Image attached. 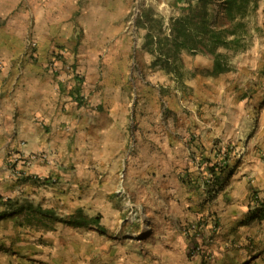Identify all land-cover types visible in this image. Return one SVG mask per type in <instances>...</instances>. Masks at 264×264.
Segmentation results:
<instances>
[{
	"label": "crops",
	"instance_id": "obj_1",
	"mask_svg": "<svg viewBox=\"0 0 264 264\" xmlns=\"http://www.w3.org/2000/svg\"><path fill=\"white\" fill-rule=\"evenodd\" d=\"M116 7L118 0H0V264H54L56 258L43 256V246L35 243L42 233L34 225L44 218L57 224L58 213L67 215L62 223L85 216L92 197L113 192L116 173V185L144 206L149 219L150 240L141 258L131 254L133 263L264 264V84L254 87L253 97L244 96L249 84H241V96L233 84L219 99L202 95L206 87L217 91L216 81L196 80L191 86L197 92L201 87L197 113L146 116V130L140 132L132 127L138 107L120 89L100 99L96 113L73 97L75 91L84 94L83 84L78 89L79 83H64L72 75L45 65L57 42L70 48L78 36L76 68L82 73V59L99 55L98 47L88 52L82 46L95 42L91 26L103 23L100 13ZM29 37L37 43L35 63L27 58ZM255 39L264 55V36ZM206 70L208 77L223 75L214 74L210 63ZM129 142L134 146L127 148ZM222 143L231 151L227 157L218 150ZM35 152L48 153L50 160L26 169L27 176H52L56 184L9 176L11 154ZM213 165L222 171L213 189H203L201 175ZM59 203L66 208L57 212L53 207ZM193 223H202V232L184 235L183 228ZM9 234L18 235L12 246L17 255L8 252Z\"/></svg>",
	"mask_w": 264,
	"mask_h": 264
},
{
	"label": "rangeland",
	"instance_id": "obj_2",
	"mask_svg": "<svg viewBox=\"0 0 264 264\" xmlns=\"http://www.w3.org/2000/svg\"><path fill=\"white\" fill-rule=\"evenodd\" d=\"M118 1L120 9L116 7V9L101 10L104 11L100 13L102 14L100 19L104 20L103 23L91 26V36L95 42L87 40L85 44H82L88 52L93 50L95 46L98 47L99 51L97 58L87 56L82 59L85 63V70L82 73L76 68L79 64L75 51L81 45L78 36L75 44L70 48L57 42L55 44L56 51L50 54L51 58L45 63L51 71L61 67L62 70H66L68 75H72L63 80L64 83L68 81H74L75 84L79 83L78 89L82 84L84 85V94H81L79 90L80 93L75 91V95H73L78 105H88L89 109L99 113L100 111L96 110L99 100L108 96H115L113 92L120 89L121 94L128 99L129 103L132 102L133 107H138L136 109L139 116L138 121L136 125L133 123L132 127L133 130L137 129L141 132L146 130L143 124L146 116L152 117L160 114L170 117L178 112L186 115L197 113L199 108H197V99H199L201 87L198 85L199 90L197 92V89L191 86L196 80L199 82L201 80L203 84L210 81V78L212 82L216 81L218 84L216 93L210 87H206L203 89L202 95L219 99L227 96V91L231 89L233 84L235 87L234 94H239L238 96H241V84H249L244 95L247 97L255 95L254 87L264 84V55L258 51L259 45L255 46L258 43L255 38H263L264 36V0H256L254 8L249 10L247 17L249 38H247L248 42L244 50L232 53L228 64V73L224 72L219 77H208L210 70H206V67L209 63L212 65V60L209 57L188 52L180 53L177 75L167 74L159 67L151 66L153 58L144 48L146 29L143 25L136 24L137 19L142 12L148 13L150 11V21L161 18L164 22L163 25L166 26L170 17L178 16L179 9L183 6L181 0ZM92 17V11H89L87 14L89 23ZM150 23L148 22V24ZM31 43L34 46H31ZM121 49L123 54L119 52ZM36 50L37 43L31 40V37L27 38V58L34 63L38 60ZM66 50H71L69 52L74 55L72 59L67 57ZM57 62H61V65H57ZM66 67H69V71L65 69ZM150 119L149 121H151ZM130 144L131 142L127 143V148L130 147ZM218 150L223 157H227L226 155L230 151L229 146L224 143L218 146ZM193 161L195 162V160ZM223 162L224 158L219 164L224 165ZM200 167H197L198 171H200ZM222 167L218 166V169H222ZM208 169L207 166L206 170ZM206 170L203 169L202 171L205 173ZM115 177L116 182L112 183L113 192L110 195L104 199L92 197L93 199L84 205L88 211V213L82 212L85 215L83 216L84 220H82L85 227L77 228L60 222L67 220V215L61 216L59 213L56 217L59 221L57 224L53 218H51L52 220L44 218L42 223L34 225L36 228L32 229L42 233L33 239H35V243L43 246V256L47 254L46 256L54 260L56 258L54 264H135L130 258L131 254L136 253L139 258L143 256L146 247L145 242L148 241V234L150 233L149 219L145 214L144 206L133 201L125 189L116 185L119 184L120 175L116 173ZM201 177L203 179H201L200 184H203L206 173ZM43 178H45V183L48 182L51 185L57 183L55 177V182L51 181L52 176ZM53 208L58 212L59 209L66 207L59 203ZM48 209L52 208L42 207V210ZM90 217L99 219L100 225H97L101 227L102 233L97 231L93 225L87 224L86 219ZM34 220L36 221L35 217ZM54 224L55 230L50 235H45V230H48L49 227L51 229ZM3 228L4 231L9 232L5 226ZM9 236L11 246L8 252L12 253L15 251L12 246L14 241L15 243L18 241L16 239L18 235L9 234ZM134 245L135 247H133ZM238 247L241 246L238 245ZM105 253L103 259L98 258V255ZM15 255H17L16 251Z\"/></svg>",
	"mask_w": 264,
	"mask_h": 264
},
{
	"label": "trees",
	"instance_id": "obj_3",
	"mask_svg": "<svg viewBox=\"0 0 264 264\" xmlns=\"http://www.w3.org/2000/svg\"><path fill=\"white\" fill-rule=\"evenodd\" d=\"M181 1L178 16L170 17L166 26L161 18L150 21V11L142 12L137 19L136 24L146 29L144 48L153 58L151 66L177 75L180 53L188 52L209 57L214 74L227 72L232 53L244 50L248 42L247 17L256 0ZM221 171L214 165L208 169L212 175L217 174L214 180ZM82 220L83 217H75L65 223L82 227ZM86 221L96 226L99 219L90 217Z\"/></svg>",
	"mask_w": 264,
	"mask_h": 264
},
{
	"label": "built area",
	"instance_id": "obj_4",
	"mask_svg": "<svg viewBox=\"0 0 264 264\" xmlns=\"http://www.w3.org/2000/svg\"><path fill=\"white\" fill-rule=\"evenodd\" d=\"M31 46H34L33 43H31ZM54 66V65H53ZM67 71H69V67H66ZM9 164L7 169H8V173L9 176L12 177L13 179L16 180H23V179H33L38 181L39 183L43 184L45 183V178L42 177H34V176H27L25 170L29 169L31 166L35 165V164H45V163H49L50 160V155H48V153L46 152H35V153H14L11 154L9 156ZM19 166V167H18ZM197 167L199 168L200 165H197ZM216 173H218V171H216ZM215 173V176H217V174ZM214 175H212L210 172H206V177L205 182L202 184V188L205 189L207 187L209 188H214L215 184H214ZM52 182H55L56 179L54 177H52L51 179ZM203 230V225L200 223H193V224H189L187 226H185L183 228V234L186 236H190V235H196L199 234L200 231L202 232ZM206 240L208 242H212L211 238L206 237ZM197 249L194 248L193 252H196Z\"/></svg>",
	"mask_w": 264,
	"mask_h": 264
}]
</instances>
